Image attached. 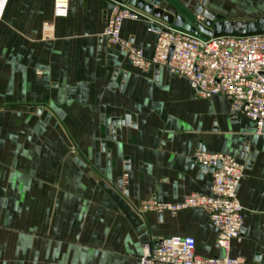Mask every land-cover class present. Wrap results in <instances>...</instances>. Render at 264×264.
<instances>
[{"label": "crops", "instance_id": "1", "mask_svg": "<svg viewBox=\"0 0 264 264\" xmlns=\"http://www.w3.org/2000/svg\"><path fill=\"white\" fill-rule=\"evenodd\" d=\"M115 1L70 0L64 19L53 17V0L6 5L0 264H139L144 245L173 236L193 238L200 257L223 256L203 211L138 213L143 201L176 204L209 192L211 173L192 163L198 151L245 163L237 189L241 238L230 256L264 264V130L256 134L224 97H197L166 67L133 68L102 37ZM163 1L186 18L203 2ZM204 9L254 21L264 17V0H206ZM147 28L125 21L121 37L149 59L155 36ZM126 114L128 126L108 121ZM125 174L123 196L116 188Z\"/></svg>", "mask_w": 264, "mask_h": 264}, {"label": "built area", "instance_id": "2", "mask_svg": "<svg viewBox=\"0 0 264 264\" xmlns=\"http://www.w3.org/2000/svg\"><path fill=\"white\" fill-rule=\"evenodd\" d=\"M9 0H0V19ZM70 0H53L54 18L68 15ZM125 21H144L147 31L155 36L151 58L132 42L121 37ZM202 21L200 15L192 22ZM156 26L159 30L150 28ZM110 46L124 53L131 66L140 71L166 67L185 79L192 91L201 99L224 97L231 112L240 113L253 122L256 134L264 130V32L250 35L210 36L206 40L176 29L126 2L115 1L102 35ZM192 163L213 169L212 184L207 194L192 193L176 204L143 201L138 213H169L175 215L186 210L203 211L217 229L216 246L223 253L220 257H200L195 252L191 237L173 236L142 248L139 264H245L230 256L232 241H240L243 225L242 206L237 199V189L246 169L242 163L224 154L198 151ZM127 175L117 186L125 196Z\"/></svg>", "mask_w": 264, "mask_h": 264}, {"label": "water", "instance_id": "3", "mask_svg": "<svg viewBox=\"0 0 264 264\" xmlns=\"http://www.w3.org/2000/svg\"><path fill=\"white\" fill-rule=\"evenodd\" d=\"M126 2L128 5L171 25L176 29L190 33L195 37L206 40L210 36L223 35H250L264 32V17H260L254 21H226L214 12L204 9L205 1L197 7L196 13L202 17V21L194 23L188 18L178 15L172 11L163 0H119ZM154 30H159L156 26H151ZM112 126L130 124V118L126 114L122 120H108ZM195 164H193L194 166ZM199 167L198 165H196ZM201 172L212 173L213 169L199 167ZM259 256L256 257L258 261Z\"/></svg>", "mask_w": 264, "mask_h": 264}, {"label": "rangeland", "instance_id": "4", "mask_svg": "<svg viewBox=\"0 0 264 264\" xmlns=\"http://www.w3.org/2000/svg\"><path fill=\"white\" fill-rule=\"evenodd\" d=\"M200 1H201V0H199L198 2H200ZM202 1H203V0H202ZM198 2H197V3H198ZM201 4H202V2H201L199 5H201ZM192 9H193V8H192ZM192 12H193V11H192ZM194 14H195V15L190 14L189 17H188V19L191 20V21H193V20H194V17H193V16H196V11H194Z\"/></svg>", "mask_w": 264, "mask_h": 264}]
</instances>
